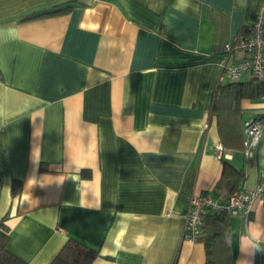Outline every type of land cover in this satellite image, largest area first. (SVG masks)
<instances>
[{
  "label": "crops",
  "instance_id": "0c3cea01",
  "mask_svg": "<svg viewBox=\"0 0 264 264\" xmlns=\"http://www.w3.org/2000/svg\"><path fill=\"white\" fill-rule=\"evenodd\" d=\"M189 2L0 0V221L25 263L74 238L97 250L91 264H204L203 240L183 238L191 196L224 202L223 160L243 169L239 188L264 175V96L239 101L238 135L223 138L211 112L220 56L264 0ZM251 117L262 127L247 163ZM228 216L236 264L264 196L247 222Z\"/></svg>",
  "mask_w": 264,
  "mask_h": 264
},
{
  "label": "trees",
  "instance_id": "16d2710c",
  "mask_svg": "<svg viewBox=\"0 0 264 264\" xmlns=\"http://www.w3.org/2000/svg\"><path fill=\"white\" fill-rule=\"evenodd\" d=\"M52 13L54 12L45 14ZM261 96H264V80L255 78L220 80L213 96L211 112L218 119V127L223 138L225 136L222 135V129L229 128L228 131L233 135L242 132L238 115L239 101L243 98L254 99ZM244 177L245 173L242 168H235L223 160L221 175L215 188L221 190L226 199L231 192L239 188ZM19 190V182H14L13 191L17 193ZM201 227L198 239L203 240L206 247L204 264H230V248L227 243L228 214L207 212L202 218ZM9 239L8 227L0 221V264H27L8 250ZM96 256L95 248L74 238H69L48 264H91Z\"/></svg>",
  "mask_w": 264,
  "mask_h": 264
},
{
  "label": "built area",
  "instance_id": "2783aa9c",
  "mask_svg": "<svg viewBox=\"0 0 264 264\" xmlns=\"http://www.w3.org/2000/svg\"><path fill=\"white\" fill-rule=\"evenodd\" d=\"M221 78L223 80H240L255 78L264 80V2L259 7L254 20L246 30H240L233 41L227 45L220 56ZM261 121L251 117L243 122V154L247 163L251 162L249 153H253L261 132ZM254 145V146H253ZM216 156H226L221 143L216 146ZM264 196V175L260 176L253 188H237L231 192L224 202L212 197L211 189L191 196L185 212L183 238L197 240L201 233L202 218L207 212L237 214L247 222L254 204Z\"/></svg>",
  "mask_w": 264,
  "mask_h": 264
},
{
  "label": "clouds",
  "instance_id": "9594fccd",
  "mask_svg": "<svg viewBox=\"0 0 264 264\" xmlns=\"http://www.w3.org/2000/svg\"><path fill=\"white\" fill-rule=\"evenodd\" d=\"M175 7L179 11H184L192 7V5L189 0H177ZM257 141H254V145ZM252 155L253 153H249L250 157ZM239 250L244 253L246 258L238 260L236 264H253L255 255L264 253V226L255 222L249 223L247 229L240 236ZM247 257H252L253 259H247Z\"/></svg>",
  "mask_w": 264,
  "mask_h": 264
}]
</instances>
